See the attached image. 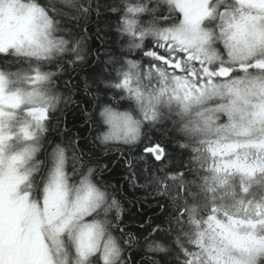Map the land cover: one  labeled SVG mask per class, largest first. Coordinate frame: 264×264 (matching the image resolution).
<instances>
[{
    "label": "snow or ice",
    "instance_id": "obj_1",
    "mask_svg": "<svg viewBox=\"0 0 264 264\" xmlns=\"http://www.w3.org/2000/svg\"><path fill=\"white\" fill-rule=\"evenodd\" d=\"M161 5L168 11L157 17ZM111 10L124 12L118 31L129 43L119 56L104 53L108 74L88 89L99 110L84 113L97 133L89 146L59 133L53 117L71 96L53 80L83 59L74 37L92 0H0V63L28 65L0 70V264H136L133 251L145 248L140 264H264V0H123ZM165 119L205 173L191 182L202 203L193 195L180 205L185 173L155 170L171 154L144 129ZM122 146L112 163L122 161L128 186L177 204L161 242L158 227L143 238L121 227L123 186L103 178L108 165L96 153Z\"/></svg>",
    "mask_w": 264,
    "mask_h": 264
},
{
    "label": "trees",
    "instance_id": "obj_2",
    "mask_svg": "<svg viewBox=\"0 0 264 264\" xmlns=\"http://www.w3.org/2000/svg\"><path fill=\"white\" fill-rule=\"evenodd\" d=\"M40 3L49 4L50 6L54 5L59 8L63 5V0H40ZM128 3L137 4L142 2L141 0H128ZM97 5H99V14H97ZM122 5L123 0H92V12L87 22L79 25L78 30L80 35L74 37V40L81 41L80 46L83 49V59L76 61L74 66L68 65L67 72H57L56 67L53 66L45 68V71L57 72L58 78L53 80V83L57 85L56 91L64 97L71 96L70 101L67 103L61 101L58 105V111L53 117L54 123L57 120L59 122V133L67 131L73 138L79 134L81 138H86V143L89 146H94L93 139L97 133L95 130L90 131V128L93 126L87 122L88 117L84 113L85 110L89 113L95 111L97 118H99V110L94 109L91 96L88 94V89L90 86L94 87V85H92V80L96 74L100 73L102 70L105 76L108 74L105 64L108 57L105 56L104 53L110 52L119 56L122 51L126 50L129 43V37L122 36L121 32L118 31V21L124 15V12L122 10L118 12H113L111 10L112 8L122 9ZM167 11V8L164 7L165 14H167ZM57 19H59V17H57ZM150 19H152L151 16H145L144 22ZM174 19L175 14L173 15V20ZM73 31H76L75 26H73ZM62 55L64 59L58 61L57 63L59 64H64L71 53ZM128 58H138L139 60L140 54L133 51ZM17 64L23 69L28 67L26 63ZM3 66L4 64L0 63V67ZM70 77L71 80H69ZM66 85L71 88L70 92L68 88H66ZM100 86L104 87L105 85L101 84ZM92 95H95L94 91ZM120 110L123 111L124 109L121 108ZM105 129L106 126H103L101 131ZM144 132L151 135L153 140L162 141L171 154L170 160L165 161V165H167L166 168L161 170L162 166L160 164L155 165L157 174L161 177H168L173 174L185 173L184 180L190 183L187 192L181 193L179 203L183 205V203L187 201L189 206H192L194 202L191 192L195 186L191 182L195 181L198 183V177L205 174L203 171L198 172L200 164L193 162L192 148L181 147L186 141L183 139L182 134L174 129L170 119L158 122L151 129L145 128ZM53 135L56 136L57 139L60 138L58 133H54ZM49 139H52V136H49ZM96 143L98 144L99 142L97 141ZM85 151H87V147ZM123 151H125V146L119 149L114 147L111 151H107L101 147L96 153L103 158L101 163L108 165V170L102 173L103 178L113 185L123 186L119 193L121 203L120 215L123 221L121 227H126V230L137 238L148 237L149 233H152V230L158 227L160 231L153 233L152 239L156 242H161L160 237L164 235L165 230L169 229L170 218L174 219L178 214L177 204L173 202L170 196L157 195L151 188L133 189L129 187L126 183V173L122 167V161L116 164L112 163V161L118 159ZM208 166L209 163L204 166L205 169H207ZM70 167L71 165H69V170ZM99 178L100 177L97 176V179ZM169 182L171 183V181ZM176 183H179V181ZM172 195H175V192H173ZM201 215H204V213H201ZM184 219L187 220V216H185ZM172 235H175V231L172 232ZM145 255L146 248L144 250H134L132 253V257L136 264H140ZM147 255H154L156 259H160L163 253H147Z\"/></svg>",
    "mask_w": 264,
    "mask_h": 264
},
{
    "label": "clouds",
    "instance_id": "obj_3",
    "mask_svg": "<svg viewBox=\"0 0 264 264\" xmlns=\"http://www.w3.org/2000/svg\"><path fill=\"white\" fill-rule=\"evenodd\" d=\"M142 3L146 4L148 7H156L157 4L160 3V0H141ZM160 12H164V6L161 5L159 8V11L156 13L157 16H159ZM191 195H195L197 197V200L202 203V199L200 198V194L196 188H194L191 192Z\"/></svg>",
    "mask_w": 264,
    "mask_h": 264
},
{
    "label": "rangeland",
    "instance_id": "obj_4",
    "mask_svg": "<svg viewBox=\"0 0 264 264\" xmlns=\"http://www.w3.org/2000/svg\"><path fill=\"white\" fill-rule=\"evenodd\" d=\"M16 65V66H15ZM3 67H6V66H3ZM27 68V67H26ZM25 68V69H26ZM8 69V72H16L18 69H20V70H23V68L22 67H20V66H18V64L16 63V64H12V67L10 66V67H8L7 68ZM209 166L211 165V163H212V160H211V158L209 159ZM208 166V167H209ZM239 181H238V178H237V183H238Z\"/></svg>",
    "mask_w": 264,
    "mask_h": 264
},
{
    "label": "flooded vegetation",
    "instance_id": "obj_5",
    "mask_svg": "<svg viewBox=\"0 0 264 264\" xmlns=\"http://www.w3.org/2000/svg\"><path fill=\"white\" fill-rule=\"evenodd\" d=\"M7 68H8V66H6V67H0V70H4V71L8 72V69Z\"/></svg>",
    "mask_w": 264,
    "mask_h": 264
},
{
    "label": "bare ground",
    "instance_id": "obj_6",
    "mask_svg": "<svg viewBox=\"0 0 264 264\" xmlns=\"http://www.w3.org/2000/svg\"><path fill=\"white\" fill-rule=\"evenodd\" d=\"M136 60H138V58Z\"/></svg>",
    "mask_w": 264,
    "mask_h": 264
}]
</instances>
